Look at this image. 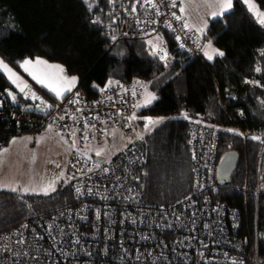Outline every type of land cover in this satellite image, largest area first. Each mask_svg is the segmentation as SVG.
Listing matches in <instances>:
<instances>
[{
    "label": "trees",
    "instance_id": "1",
    "mask_svg": "<svg viewBox=\"0 0 264 264\" xmlns=\"http://www.w3.org/2000/svg\"><path fill=\"white\" fill-rule=\"evenodd\" d=\"M90 2L91 10L84 0H0V54L16 66L35 57L60 63L89 94H97L109 81L148 84L158 98L142 109L137 104L134 115L141 123L146 122L143 117L164 119L144 138L145 160L139 173L147 205L168 207L190 195L194 170L188 133L196 123L219 127V155L236 150L240 161L230 181L219 184L216 180L211 191L248 219L257 246L254 264H264V142L251 139L253 135L264 139V25L243 0H234L233 8L212 19L204 34L224 53L222 57L209 61L203 54L192 56L179 48L173 33L164 31L158 36L170 55L164 64L146 41L119 36L109 0ZM254 2L264 10V0ZM8 88L15 89L0 71V101L12 107L5 92ZM19 99L26 100L21 93ZM238 112L246 118L241 120ZM237 126L255 133L245 138L233 129ZM5 132L10 136L3 139V146L15 137L12 126ZM74 205L68 185L60 184L47 194L2 189L0 231Z\"/></svg>",
    "mask_w": 264,
    "mask_h": 264
},
{
    "label": "built area",
    "instance_id": "2",
    "mask_svg": "<svg viewBox=\"0 0 264 264\" xmlns=\"http://www.w3.org/2000/svg\"><path fill=\"white\" fill-rule=\"evenodd\" d=\"M109 1L120 37L149 41L169 31L181 50L202 56L197 35L173 15L181 16L176 0L175 7L173 0ZM154 52L168 62L165 44ZM101 89L89 94L77 85L63 99L42 94L50 108L31 98L1 106L0 121H7L6 126L0 123L1 148L10 126L15 136L53 131L66 140L61 184L70 186L75 205L0 231V264H254L257 246L248 219L211 191L217 180L220 128L196 123L188 133L194 170L190 195L168 207L147 205L139 173L146 134L139 139L138 120L128 119L136 112L143 87L132 80ZM26 103L45 109L29 110ZM233 129L245 138L255 133ZM115 130L134 133V139L108 156L97 155Z\"/></svg>",
    "mask_w": 264,
    "mask_h": 264
},
{
    "label": "rangeland",
    "instance_id": "3",
    "mask_svg": "<svg viewBox=\"0 0 264 264\" xmlns=\"http://www.w3.org/2000/svg\"><path fill=\"white\" fill-rule=\"evenodd\" d=\"M176 1L179 4V14L189 25V28L197 35V39L203 44V46L208 44L209 41H211L212 43V40L204 38V34L210 24V21L214 19L210 15V13L217 10L215 5L212 3V0ZM182 7L185 9L184 12L180 11ZM198 29H203V31H198ZM149 41H152V43L149 44ZM149 41H146V43L152 48V51L154 53V49L157 48V46L161 43L157 38ZM212 46L218 49L213 43ZM35 58L26 59L35 60ZM39 58L48 61L43 57ZM0 59H3L9 65V67L12 68V70L16 72L21 77V79L29 85L28 91L35 92L39 97L43 96L40 92H38V89L35 85L37 84V82L32 79L28 72H25L24 69L20 67V63L18 66L13 65L9 61H7L1 54ZM48 62L51 64L62 65L57 62ZM64 74L68 77L74 76L68 74L66 70ZM141 84L143 86V93L140 100L138 101V109L149 106L158 98V95L150 89L148 84ZM145 86L147 92L154 94L156 97V99L153 100L150 104H145ZM21 94L24 96L23 93ZM54 97L56 96L54 95ZM145 123L139 122L138 124V130L136 132H140L141 136L143 131H145ZM153 126H155V124L151 125L150 127L153 128ZM223 128L224 127H222L221 130ZM146 133L147 131H145V134ZM129 138L130 140L134 139L131 134L119 135L118 130H115L111 138L107 142H105L104 145L99 147L97 151L103 153L105 156H108L112 150L123 148L128 142ZM3 147H5V149H3ZM3 147L0 151V153H3V151L5 150L4 153L0 155V190H9L11 188H15V192L28 194L43 193L42 189L47 187L51 182H54L55 190L59 187L63 176L60 175V173H62L60 165L64 164L65 162L63 146L60 140H57L54 136L48 133L39 134L36 140L34 135H19L11 138L9 144L4 145ZM57 165H59V167H57ZM261 175L264 180V168H262L261 170ZM25 188L29 189V191L25 192ZM261 188L264 189V182L261 184ZM33 189H35V191H33ZM50 192L52 191H48V193Z\"/></svg>",
    "mask_w": 264,
    "mask_h": 264
},
{
    "label": "snow or ice",
    "instance_id": "4",
    "mask_svg": "<svg viewBox=\"0 0 264 264\" xmlns=\"http://www.w3.org/2000/svg\"><path fill=\"white\" fill-rule=\"evenodd\" d=\"M149 3H152V0H148ZM84 3L88 6V9L91 10L93 7V4L90 2V0H84ZM212 3L215 5L216 9L215 11H212L210 15L215 17L223 16L226 12L230 11L233 7V0H212ZM244 3L247 5L249 12L253 14L255 19L260 25H264V11H261L257 5L255 4L254 0H244ZM155 7V5H153ZM173 7L176 6L175 0H173ZM135 11V9H133ZM181 12H184L185 9L182 7L180 9ZM175 18L177 20H181V16H177L175 13H173ZM170 26V25H169ZM185 28H189V25L185 22L183 25ZM198 31H203V29H198ZM159 39V37L157 38ZM179 39V37H177ZM152 41H149V44H151ZM183 47V45H181ZM204 48V56L209 60H213L215 56H223L224 53L220 51L219 49H216L212 46L211 41L208 42V44L203 46ZM262 55H264V51L261 52ZM155 55V52L153 53ZM166 56V54H165ZM164 59L165 57H161ZM20 67L24 69L25 72H28L29 75L32 77L33 80H35L37 83L41 84L43 87L49 89L58 99H63V96L66 92H69L72 90V87L75 85L77 78L75 76L68 77L66 76L65 69L62 65L58 64H51L48 61L42 59V58H35V60L32 59H25L22 62H20ZM257 72H259L261 69L257 67L255 69ZM0 71L4 72L7 75L8 80L19 90L20 93L24 94V98L28 99L31 98L32 100H40L42 104H45V107H52L51 105H47L46 102H44L41 97L37 96L35 92L28 91L29 85L24 82L21 77L12 70V68L9 67V65L3 60L0 59ZM247 83H252V81H246ZM113 82L109 81V85H111ZM137 84L141 83L139 81L136 82ZM103 91V89H101ZM5 92L10 96L12 102H17L16 94L12 91L5 89ZM145 92H146V99L145 104H150L153 100L156 99L155 95L152 93H148L146 86H145ZM135 94V93H133ZM76 96L79 95V93L75 94ZM70 103H77V100H70ZM3 102L0 101V106H2ZM184 118H187V114H183ZM137 117L135 115L129 117L128 119H136ZM63 119V117H61ZM146 121L144 128L145 131L151 130V125L159 124L161 121H163V117L159 118H152V117H143ZM51 128V126H49ZM227 131H234L232 129H228ZM240 134V133H237ZM139 139H143V136L138 134ZM251 139L253 140H260L261 142H264V139H262L261 136L253 135L251 136ZM97 155H100V152L96 153ZM59 167V165H57ZM105 171H107L105 169ZM62 176L63 173H60ZM10 191H16L15 188L9 189ZM54 182L49 183L47 187L42 189L44 194H47L48 191H54ZM25 192L29 191V189L25 188ZM35 191V189H33ZM79 191V189H77Z\"/></svg>",
    "mask_w": 264,
    "mask_h": 264
},
{
    "label": "water",
    "instance_id": "5",
    "mask_svg": "<svg viewBox=\"0 0 264 264\" xmlns=\"http://www.w3.org/2000/svg\"><path fill=\"white\" fill-rule=\"evenodd\" d=\"M8 90L16 94L18 101L20 94L17 92V90H15L14 88H8ZM8 97L12 102L10 96ZM16 103L17 102L15 103L12 102V104H16ZM26 107L29 110H35V111H44L45 109L42 106H35L32 103H26ZM239 161H240V154L236 150H228L221 154L217 169V181L219 182V184H225L230 181L234 170L237 168L239 164Z\"/></svg>",
    "mask_w": 264,
    "mask_h": 264
},
{
    "label": "crops",
    "instance_id": "6",
    "mask_svg": "<svg viewBox=\"0 0 264 264\" xmlns=\"http://www.w3.org/2000/svg\"><path fill=\"white\" fill-rule=\"evenodd\" d=\"M244 1V0H243ZM258 6V5H257ZM259 8V7H258ZM260 9V8H259ZM262 10V9H261ZM262 11H264V10H262ZM220 50V49H219ZM203 53H204V51H203ZM204 55V54H203ZM35 81V80H34ZM37 84H39V83H37ZM37 84H35L36 86H40V87H43L41 84H39V85H37ZM78 85V80H76V83H75V85L72 87V88H74L75 86H77ZM15 87V86H14ZM43 88H45V87H43ZM15 89L17 90V92L20 94V92H19V90L15 87ZM45 89H47V88H45ZM48 90V89H47ZM49 91V90H48ZM50 92V91H49ZM51 93V92H50ZM67 93V92H66ZM65 93V94H66ZM51 94H53V93H51ZM64 94V95H65ZM44 133H48V134H50V135H52V136H54L57 140H60V142L62 143V146H63V151H64V160L66 161V159H67V157H68V149H69V146H68V143L66 142V140H64V138H62V136L61 135H59L58 133H56V132H53V131H44V132H41V133H37V134H34V136H35V140H36V138H37V136L39 135V134H44ZM119 135H122L121 133H119ZM132 137H133V135H132ZM11 140V139H10ZM10 140L7 142V144H9V142H10ZM130 141V138H129V140H128V142ZM107 142V141H106ZM127 142V143H128ZM126 143V144H127ZM3 149H5V147H3ZM121 149V148H120ZM2 149H0V151H1ZM117 150H119V149H117ZM117 150H112L111 151V153L112 152H114V151H117ZM5 151V150H4ZM4 151H3V153H4ZM3 153H0V155H2ZM110 153V154H111ZM109 154V155H110ZM55 191V190H54ZM53 192V191H52ZM51 193V192H50Z\"/></svg>",
    "mask_w": 264,
    "mask_h": 264
},
{
    "label": "clouds",
    "instance_id": "7",
    "mask_svg": "<svg viewBox=\"0 0 264 264\" xmlns=\"http://www.w3.org/2000/svg\"><path fill=\"white\" fill-rule=\"evenodd\" d=\"M162 44V43H161Z\"/></svg>",
    "mask_w": 264,
    "mask_h": 264
}]
</instances>
